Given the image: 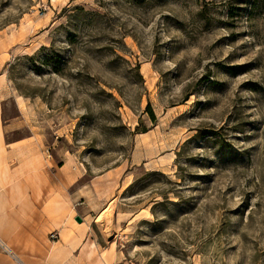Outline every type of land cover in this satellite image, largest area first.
Wrapping results in <instances>:
<instances>
[{"label":"rangeland","instance_id":"1","mask_svg":"<svg viewBox=\"0 0 264 264\" xmlns=\"http://www.w3.org/2000/svg\"><path fill=\"white\" fill-rule=\"evenodd\" d=\"M0 85L107 264H264V0H0Z\"/></svg>","mask_w":264,"mask_h":264},{"label":"crops","instance_id":"2","mask_svg":"<svg viewBox=\"0 0 264 264\" xmlns=\"http://www.w3.org/2000/svg\"><path fill=\"white\" fill-rule=\"evenodd\" d=\"M6 93L0 85V264H107L92 229L81 226L91 222L82 207L86 202L75 204L69 178L59 188V169L43 149V136L30 131L7 140L15 127L14 120L3 119ZM16 112L15 120L24 118L18 105ZM76 216L83 223L75 228Z\"/></svg>","mask_w":264,"mask_h":264},{"label":"built area","instance_id":"3","mask_svg":"<svg viewBox=\"0 0 264 264\" xmlns=\"http://www.w3.org/2000/svg\"><path fill=\"white\" fill-rule=\"evenodd\" d=\"M49 238H50L51 240L55 241L56 238H57V236H56L55 234L52 233V234L49 235Z\"/></svg>","mask_w":264,"mask_h":264},{"label":"water","instance_id":"4","mask_svg":"<svg viewBox=\"0 0 264 264\" xmlns=\"http://www.w3.org/2000/svg\"><path fill=\"white\" fill-rule=\"evenodd\" d=\"M75 221H76L77 223H81V222H82V220H81L80 217H75Z\"/></svg>","mask_w":264,"mask_h":264}]
</instances>
